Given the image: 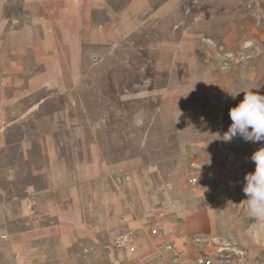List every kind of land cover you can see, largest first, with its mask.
I'll list each match as a JSON object with an SVG mask.
<instances>
[{
    "label": "crops",
    "instance_id": "obj_1",
    "mask_svg": "<svg viewBox=\"0 0 264 264\" xmlns=\"http://www.w3.org/2000/svg\"><path fill=\"white\" fill-rule=\"evenodd\" d=\"M152 3L0 0V264H199L204 256L217 264L213 248L226 244L223 252L236 240L251 258L263 255L246 174L209 137L219 128L181 138L172 156L170 121L156 122V136V124L141 119L153 112L117 107L160 93L149 86L154 78L122 74L132 48L123 42L134 31L124 25ZM144 123L161 156L140 157L133 129ZM251 155L245 171L255 168ZM189 177L196 184L184 200L179 185ZM157 224L165 239L152 234ZM128 230L134 252L113 245ZM110 246L125 255L114 259Z\"/></svg>",
    "mask_w": 264,
    "mask_h": 264
},
{
    "label": "rangeland",
    "instance_id": "obj_2",
    "mask_svg": "<svg viewBox=\"0 0 264 264\" xmlns=\"http://www.w3.org/2000/svg\"><path fill=\"white\" fill-rule=\"evenodd\" d=\"M139 8L138 21L124 25L127 30L134 31L123 42L132 47L125 48L123 52V77H137L141 82L145 77L154 78L155 84L150 83L149 86L161 88L165 85L169 88L166 94L159 88L157 92L160 93L156 95L151 94L149 98L141 96L140 100L132 103L118 102L117 107L153 112V115L142 116L141 119L156 124L153 130L156 136H160L162 131L156 122L170 121L172 156L179 153L181 138L203 135V126L210 132L211 128H219V136H223L232 123L230 109L244 98V92L235 99L229 92L248 89L246 83L250 81L251 90L264 94V0H153L152 4ZM115 72L119 75V69ZM142 87L146 85L141 84ZM185 125L189 126L188 129L184 132L181 128L182 132H179ZM119 128L111 130L115 132ZM133 131L139 137L141 158L162 155V152L148 146L147 138L154 133L146 123ZM124 132L125 136L126 132L130 134V127L124 126ZM211 135L217 141V147L226 146L228 154L234 158L230 164H234L237 170L243 174L255 170L245 171L241 165L249 161L245 159L247 155L264 147V141L246 142L237 136L234 138L237 147H232L231 141L225 142L209 133V137ZM157 142L158 139L150 143L156 145ZM189 180L190 177L183 182L185 187L179 185L184 200L189 199L187 187L196 184L189 183ZM175 183L180 184V181ZM254 224L256 227L259 225L257 234L264 238V224L257 220ZM260 242L264 246V241ZM231 243L223 252L219 250L228 247L226 244L213 248L212 256L217 264H264V252L261 257L251 258L248 250L237 240ZM108 250L114 259L116 255H125V252L111 246ZM105 264L114 263L109 261Z\"/></svg>",
    "mask_w": 264,
    "mask_h": 264
},
{
    "label": "clouds",
    "instance_id": "obj_3",
    "mask_svg": "<svg viewBox=\"0 0 264 264\" xmlns=\"http://www.w3.org/2000/svg\"><path fill=\"white\" fill-rule=\"evenodd\" d=\"M240 92H244L243 100L229 111L232 123L223 136L218 134L217 138L225 142H230L237 136L246 142L264 141V94L251 89H241L229 94L235 99ZM250 159L255 164V170L244 177L246 207L253 218L264 224V147L253 152Z\"/></svg>",
    "mask_w": 264,
    "mask_h": 264
},
{
    "label": "built area",
    "instance_id": "obj_4",
    "mask_svg": "<svg viewBox=\"0 0 264 264\" xmlns=\"http://www.w3.org/2000/svg\"><path fill=\"white\" fill-rule=\"evenodd\" d=\"M2 83L0 82V86ZM226 160L230 159V157H225ZM189 183L194 184L195 180L193 178H190ZM152 234H154L158 239H165L166 232L164 231V228L161 224H157L151 228ZM135 239L133 235V231H122L114 236L113 238V245L116 248H125L130 250L131 252H134L136 250L135 247ZM168 248L172 249V244H168ZM199 264H213V260L204 256L199 258L198 260Z\"/></svg>",
    "mask_w": 264,
    "mask_h": 264
}]
</instances>
